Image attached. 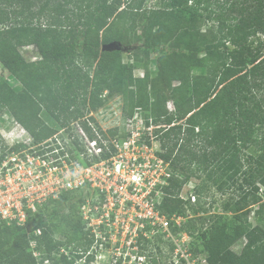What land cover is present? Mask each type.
<instances>
[{"label":"trees","instance_id":"obj_1","mask_svg":"<svg viewBox=\"0 0 264 264\" xmlns=\"http://www.w3.org/2000/svg\"><path fill=\"white\" fill-rule=\"evenodd\" d=\"M118 2L122 5L111 0H0V63L23 86L17 91L0 76V110L9 109L34 140L41 142L56 132V127L42 120L43 110L60 127H68L102 107L107 101L101 97L104 91L108 98L122 97L124 116L142 107L159 125L155 134L160 155L174 168H179L183 160L189 167L195 165L186 178L175 177L166 187L160 207L169 215L184 213L180 189L191 175L203 171L205 164L216 160L222 175L227 173L219 189L236 183L240 168L234 161V150L254 139L261 152L256 159L260 170L253 175L264 183V57L258 58L261 56L249 41L252 35L264 32V0H169L167 8L150 12L144 8L146 0ZM189 2L194 11H208L212 5H219V12L210 10L208 17L217 21L223 33L220 40L191 44L187 38L189 28L175 11ZM140 21L149 24L147 40L152 42L155 36L156 41L164 39L163 43L168 44L177 38L185 45L184 51L173 49L158 56L154 82L148 74L134 77L124 52L109 48L113 43L130 45L140 41L143 35H134ZM155 27L158 34L153 33ZM227 42L233 48H228ZM28 44L37 47L39 59L29 61L24 57L20 48ZM128 54L132 55L130 48ZM198 67H204V72L193 73L192 68ZM157 80L163 82L165 90L157 87ZM170 99L175 105L172 112L167 107ZM83 126L94 137L86 121ZM184 132L187 145L203 143L200 148L212 149L211 156L207 152L198 154L185 145L179 152L177 146ZM245 181L252 184V191L245 190L240 198L225 204L236 220L232 232L227 231L225 222H213L198 236L208 253V264H264V227L248 224L251 206L261 201V187L248 178ZM76 195L69 191L45 203L48 219L30 213L26 227L0 223V264H40L35 251L44 249L49 255L73 243L72 253L91 245L78 218V201L68 202ZM56 217L66 221L72 233L55 230L52 221ZM209 218L198 219L206 223ZM38 227L45 228L42 235L34 233ZM241 238L245 243L236 252L232 245ZM30 240L34 241L33 248ZM196 247L194 244V252ZM60 253L62 259L52 264H80L75 254L76 262L68 260L65 252Z\"/></svg>","mask_w":264,"mask_h":264},{"label":"built area","instance_id":"obj_2","mask_svg":"<svg viewBox=\"0 0 264 264\" xmlns=\"http://www.w3.org/2000/svg\"><path fill=\"white\" fill-rule=\"evenodd\" d=\"M120 1L124 4L125 0ZM39 58L37 52L34 59ZM107 94L101 95L107 98L102 107L68 127L59 126L41 142L14 116L10 117L12 125L0 127V223L26 227L30 213L48 219L44 204L73 191L77 195L68 202L78 201V218L91 241V245L73 250L79 263L155 258L177 264H196L198 259L208 264L206 257L196 258L192 238L185 230L190 220L194 223L209 215L196 195L180 192L184 213L169 215L160 207L166 187L173 178H180V169L160 155L155 134L159 125L142 107L124 116L122 101L104 126L98 115L110 101ZM167 107L175 110L171 100ZM260 187L262 192L264 187ZM43 229L38 227L34 233L42 235ZM29 242L33 248L34 241ZM64 248L61 251L67 253Z\"/></svg>","mask_w":264,"mask_h":264},{"label":"rangeland","instance_id":"obj_3","mask_svg":"<svg viewBox=\"0 0 264 264\" xmlns=\"http://www.w3.org/2000/svg\"><path fill=\"white\" fill-rule=\"evenodd\" d=\"M113 3L115 1L122 5L119 0H111ZM225 0H219V2H224ZM246 1V0H245ZM249 1V0H248ZM125 2V1H124ZM169 0H146L145 2V9L150 12L151 10H160L168 7ZM237 4L238 10H240V4L241 2H238ZM220 9L219 5L214 4L211 7H209V10L201 9L199 11H194L195 8L193 7L192 2H189L184 9L181 10H175L177 13L181 15V18L185 21L184 23L187 25V28H189V34L187 35V38L191 40V44H200L205 45L211 41L220 40L223 33L221 30H219L217 21H214L213 19H210L208 17V12L210 10L218 11ZM225 14H229V11L224 9ZM219 12V11H218ZM226 15V16H227ZM230 22V21H229ZM149 29V24H146L145 21H140L137 29L134 33L135 37L138 38L141 37L140 41H134L130 45H123L121 43H113L110 48H118L121 49L124 52V60L126 64L131 66L133 68V75L136 78H142L145 74H148L151 81L154 82L155 77L157 75V58L160 56L163 52H170L173 49H177L179 51H184L185 45L184 42L179 41L177 38H173L170 40L168 44H164V39H158L156 41V37L154 36V41L147 40V33ZM157 27L153 29V33L156 31ZM177 39V40H176ZM249 41L253 43V48L255 49V53H258V57L260 60L264 57V32L257 33L255 35H252L249 38ZM30 45L31 47H26ZM24 45L20 48V51L24 55V57L29 60L33 61L35 60V56H37V48L35 49L33 44ZM226 46L228 48H233V45L230 42L226 43ZM129 48L131 49L132 55H129ZM251 65L247 63L246 67L249 68ZM245 67V68H246ZM193 73H203L204 67H198V68H192ZM143 75V76H142ZM0 76L4 79H7L12 87L19 91L23 88L22 84L14 77H11L9 75V72L7 69L0 63ZM157 87H161L163 90L166 89V86L163 85V82L160 80H157ZM178 81H173L174 85H178ZM166 94H168L167 91H165ZM261 94H264V91H261ZM172 102L173 100L170 99ZM122 97L118 95H114L110 98V101L107 102V106L105 109L99 113L98 118L101 121V124L104 126L107 125L108 122V115L112 114L114 110L120 109L122 102ZM175 106V105H174ZM172 112V111H171ZM14 116L12 112L7 109H1L0 110V127H6L9 125H12L10 117ZM15 118V117H14ZM41 118L44 122H46L48 125L52 127L58 128L59 125L55 122V120L47 114L44 110L41 112ZM16 119V118H15ZM17 120V119H16ZM18 121V120H17ZM182 121H179L180 123ZM197 131V130H196ZM180 139L178 142L179 152H181L182 146L185 145V148L193 149L194 152L198 154H203L207 152L209 156L212 154V149L209 147L201 149L200 146L203 143H199L198 146H196V142L193 144L187 145L186 139L187 134L184 132L180 135ZM256 139H254V142L249 143L247 145L241 146L239 149L234 150L233 158L234 161L239 166V175L238 180L233 185L226 184L223 186V189H219L218 184L224 182V180L227 179V173L222 175L223 170H221V167L218 165L219 162L216 164V160L214 162H211V164H205L203 162L202 165L204 170L200 173H197L195 175H191L189 179L184 183L182 188L180 189V192L183 191V193L186 194H194L198 198L199 204L202 206L204 210H206L210 216V218L206 222V226L203 224L204 222H201V220H197L194 223H189L188 227L185 229L187 231V234L192 238V245H196V258L198 256L201 257H208V253L206 250L203 249L202 243H200V240L198 239V236L208 230V228L211 226L213 222L222 223L225 222L227 224V231L232 232L233 227L236 223V220L233 217V214L225 208V204L229 200H236L240 198L243 195V192L245 190L252 191V184H247L245 179L248 178L251 181L255 182V186H263L264 183H262L259 179L255 178L253 174H256L257 170L259 169L258 163H256V159L258 158L261 149L255 142ZM160 148V146H159ZM183 152V151H182ZM185 154V153H184ZM220 156H218L219 158ZM216 164V165H215ZM195 165L192 167H189L186 161H182L179 168H180V179L186 178L189 173L191 172V169H194ZM260 170V169H259ZM191 174V173H190ZM244 180V181H243ZM230 182V181H229ZM244 184V187H242ZM261 201L259 204H256V206H251V211L248 218V224L250 226L256 225V224H264V190L259 195ZM72 220H74L73 217H71ZM56 224L55 230H63L67 229L68 232L72 233L69 225L66 221L59 219V217H56L54 221H52V225ZM55 238H59L57 234H55ZM245 243V239L241 238L237 240L233 245L232 249L236 252H240L242 249V246ZM73 243L69 244L68 247L65 246V256L68 257V260H74L76 262V259H74L73 252L71 253V246ZM146 250L152 251V247L149 245L143 246ZM157 249H160V246L155 245ZM60 250V249H59ZM59 250H54L49 255L45 253L44 249L42 251H36V257L37 260L40 262V264H52L54 262H58L62 259V253ZM85 262H80V264H84ZM86 264H177L176 261H168V260H161V259H155V258H147L144 260H121V261H111L109 259L107 260H90ZM179 264H186V262L181 261ZM196 264H201L200 260H196Z\"/></svg>","mask_w":264,"mask_h":264},{"label":"crops","instance_id":"obj_4","mask_svg":"<svg viewBox=\"0 0 264 264\" xmlns=\"http://www.w3.org/2000/svg\"><path fill=\"white\" fill-rule=\"evenodd\" d=\"M260 225L264 227V224H261V223H260Z\"/></svg>","mask_w":264,"mask_h":264},{"label":"water","instance_id":"obj_5","mask_svg":"<svg viewBox=\"0 0 264 264\" xmlns=\"http://www.w3.org/2000/svg\"><path fill=\"white\" fill-rule=\"evenodd\" d=\"M111 46V45H110ZM110 46H109V48H110Z\"/></svg>","mask_w":264,"mask_h":264}]
</instances>
